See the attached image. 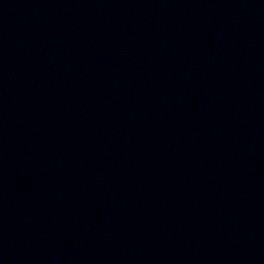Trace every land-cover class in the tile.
<instances>
[{
	"label": "water",
	"instance_id": "95a60500",
	"mask_svg": "<svg viewBox=\"0 0 264 264\" xmlns=\"http://www.w3.org/2000/svg\"><path fill=\"white\" fill-rule=\"evenodd\" d=\"M0 264H264V0H0Z\"/></svg>",
	"mask_w": 264,
	"mask_h": 264
}]
</instances>
